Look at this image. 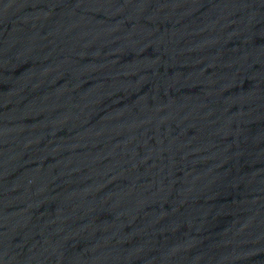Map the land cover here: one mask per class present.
I'll return each instance as SVG.
<instances>
[{"label":"water","instance_id":"95a60500","mask_svg":"<svg viewBox=\"0 0 264 264\" xmlns=\"http://www.w3.org/2000/svg\"><path fill=\"white\" fill-rule=\"evenodd\" d=\"M0 264H264V0H0Z\"/></svg>","mask_w":264,"mask_h":264}]
</instances>
